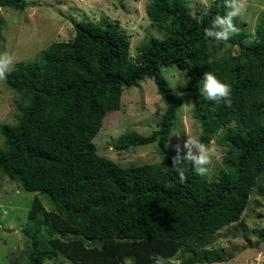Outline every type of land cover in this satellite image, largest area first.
Here are the masks:
<instances>
[{"label": "trees", "instance_id": "1", "mask_svg": "<svg viewBox=\"0 0 264 264\" xmlns=\"http://www.w3.org/2000/svg\"><path fill=\"white\" fill-rule=\"evenodd\" d=\"M0 5L25 8L19 0ZM226 11L223 0H214L198 19L185 0H151L145 13L164 36L150 37L135 61L126 36L113 25L79 23L69 40L52 42L35 60L15 63L4 82L20 99L15 122L0 128V175L43 194L50 208L46 212L40 199H33L26 264H44L58 254L74 264H154L153 256L171 258L241 220L264 171V21L251 44L247 34L227 43L206 37L204 30ZM225 45L237 51L221 54ZM172 66L187 76L200 140L208 145L226 129L216 141L224 148L225 169L212 179L185 162L181 181L173 157L121 166L96 152L93 139L105 114L119 109L123 89L146 77L165 105L159 128L146 138L124 134L115 147L157 140L161 154L168 152L181 101L158 70ZM206 72L231 85L230 107L200 93ZM257 191L264 196V184ZM56 223L64 230L50 238ZM196 262L193 256L182 260Z\"/></svg>", "mask_w": 264, "mask_h": 264}, {"label": "rangeland", "instance_id": "2", "mask_svg": "<svg viewBox=\"0 0 264 264\" xmlns=\"http://www.w3.org/2000/svg\"><path fill=\"white\" fill-rule=\"evenodd\" d=\"M4 0H0V3ZM25 4L22 10H13L0 5V52H8L20 61L35 60L40 52L52 42L67 41L74 35V25L92 23L101 27L113 25L123 33L129 42V55L136 60L140 48L150 37L162 38L164 33L149 21L145 9L151 0H19ZM214 0H185L190 13L198 19L207 13ZM225 2V0H223ZM260 20L264 21V0H247L246 11L235 18L234 23L241 29L237 34H254ZM235 46L225 45L221 54L236 52ZM167 81L172 93L181 101L176 120L167 143L168 152L162 155L157 140L126 150L115 145L120 136L131 134L146 138L159 128V121L165 112V105L157 92L152 78L146 77L135 85L125 88L120 98V107L107 112L102 127L93 139L96 152L121 166L150 164L176 155L175 146L180 145L183 155V141L189 135L200 134V125L193 117V108L186 86L187 76L175 66L158 70ZM177 93H183L180 96ZM19 94L0 81V128L15 122ZM226 132L222 129L208 144L215 154L211 165L212 179L224 168V148L216 142ZM3 140L0 138V148ZM264 184V171L256 181L239 222L224 226L204 243L194 242L188 249L179 250L171 258L182 263L184 258L193 256L195 264H264V196L258 187ZM34 198H38L46 212L49 206L43 194L27 191L0 175V264H26L28 244L25 236L30 233L32 221L28 211ZM51 214V213H50ZM38 217V215H37ZM53 215L48 216V227ZM53 226L51 237L60 236L64 227ZM47 226L41 234L47 247ZM66 238L67 235H62ZM44 264H74L61 255L47 257Z\"/></svg>", "mask_w": 264, "mask_h": 264}, {"label": "clouds", "instance_id": "3", "mask_svg": "<svg viewBox=\"0 0 264 264\" xmlns=\"http://www.w3.org/2000/svg\"><path fill=\"white\" fill-rule=\"evenodd\" d=\"M227 11L223 15H216L210 27L206 28L205 36L217 42L227 43L236 36L241 29L234 23L235 18L246 11L247 0H225ZM254 34H250L246 38V43H253ZM15 66V58L8 52H0V81L7 79ZM187 84V83H186ZM183 85V86H186ZM200 93L208 100L219 103L223 101L227 106L232 104V88L228 83L221 82L213 73L206 72L203 76V86ZM177 95H184L177 93ZM183 155H181L180 145L175 146L176 155L172 158V167L178 173L179 179H186L183 165L188 162L192 165L195 173L199 176L207 177L211 172V165L215 158V154L210 150L209 146L203 143L199 136L189 135L183 141ZM163 156L161 157V163ZM154 264H179L172 258L161 256H153Z\"/></svg>", "mask_w": 264, "mask_h": 264}]
</instances>
